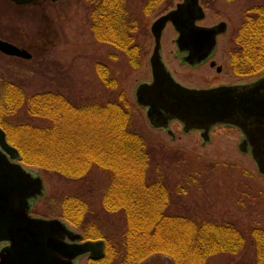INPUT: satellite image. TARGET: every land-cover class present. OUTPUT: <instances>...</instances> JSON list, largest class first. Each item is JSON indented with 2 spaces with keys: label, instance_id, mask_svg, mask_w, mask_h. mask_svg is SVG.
<instances>
[{
  "label": "rangeland",
  "instance_id": "1",
  "mask_svg": "<svg viewBox=\"0 0 264 264\" xmlns=\"http://www.w3.org/2000/svg\"><path fill=\"white\" fill-rule=\"evenodd\" d=\"M180 1L171 0L145 15L142 12L144 0H127L129 16L142 28L135 35V43L143 57L140 66L134 68L122 52L94 39L89 29L90 7L83 0H37L22 7L9 0H0V40L17 46L35 44L34 50L30 51V60L0 52V78L4 83L19 87L26 99L50 92L66 97L78 106L115 101L123 94L135 110L134 124L143 131L150 150L151 178L161 177L170 190L171 212L217 223L229 222L238 226L246 237L241 252L212 255L206 264H254L247 233L255 227H264V177L257 172L251 158L239 150L240 133L233 127L220 126L209 133L207 141H203L198 132L185 134L178 123H173L171 135L153 129L147 122L145 110L135 102L137 86L151 80L148 61L154 40L150 26ZM262 4L264 0H200L205 18L199 26L209 27L220 22L227 26L226 33L218 38L214 57L220 72L208 65L196 69L182 66L175 56L176 32L170 24L166 25L161 37V54L173 78L191 88H207L244 84L264 77V73L251 78L236 77L228 67V53L234 48L233 33L248 10ZM97 64L107 69L115 89L102 84L96 73ZM3 121L8 126L47 124L32 118L25 105ZM20 164L25 171L42 180L43 194L31 202V216L58 219L73 233L98 234L100 239L89 240L104 241L113 255L107 264L121 263L125 254V221L120 213L106 212L102 207V196L109 183L107 173L92 168L84 179L75 181ZM74 195L89 209L81 227H74L59 217L61 201ZM75 262L97 264L87 256ZM140 264H172V261L166 255H150Z\"/></svg>",
  "mask_w": 264,
  "mask_h": 264
},
{
  "label": "trees",
  "instance_id": "2",
  "mask_svg": "<svg viewBox=\"0 0 264 264\" xmlns=\"http://www.w3.org/2000/svg\"><path fill=\"white\" fill-rule=\"evenodd\" d=\"M90 7V32L97 42L122 52L130 66L138 68L143 54L135 43L142 30L131 18L127 0H83ZM171 0H144L142 12L150 15ZM228 67L236 77L264 73V4L250 8L232 36ZM102 84L115 89L107 69L96 65ZM0 127L15 147L21 163L45 174L70 180L84 179L92 168L109 176L102 196L106 212L120 213L125 221L124 257L120 264H140L150 255H166L172 264H206L212 255L238 254L245 246L241 229L229 222L185 216L171 212V194L161 177L151 178L152 160L143 131L135 126L133 106L123 94L115 101L75 105L50 92L29 98L13 84L0 78ZM22 105L43 126H8L3 118L14 115ZM89 209L78 196L61 201L59 217L81 227ZM254 264H264V227L249 231ZM83 238L100 239L83 232ZM113 255L106 247L107 264ZM94 264V263H93Z\"/></svg>",
  "mask_w": 264,
  "mask_h": 264
},
{
  "label": "water",
  "instance_id": "3",
  "mask_svg": "<svg viewBox=\"0 0 264 264\" xmlns=\"http://www.w3.org/2000/svg\"><path fill=\"white\" fill-rule=\"evenodd\" d=\"M9 1L25 6L37 0ZM204 18L199 0H182L151 24L154 40L148 61L151 82L137 86L135 102L145 109L147 122L153 129L168 133L174 121L181 125L183 133L198 132L203 141L209 139L215 127L235 128L242 136L239 150L252 159L257 172L264 177V77L238 85L189 88L173 78L162 60L161 36L168 23L177 33L174 41L177 52L188 54L184 64H191L190 59L201 62L212 55L217 37L226 32V23L198 26L197 22ZM0 52L31 59L25 49L3 40ZM18 160V151L7 142L0 128V243H9L0 250V264H75V259L86 254L90 259H100L101 240L77 243L81 236L68 230L62 221L29 215V200L43 194V185Z\"/></svg>",
  "mask_w": 264,
  "mask_h": 264
},
{
  "label": "flooded vegetation",
  "instance_id": "4",
  "mask_svg": "<svg viewBox=\"0 0 264 264\" xmlns=\"http://www.w3.org/2000/svg\"><path fill=\"white\" fill-rule=\"evenodd\" d=\"M217 24H213V25H211L209 27L215 26ZM221 36H223V35H221ZM221 36H219V37H221ZM17 47L22 48V49H25V50H27L30 53V51L34 50L35 44H31V45H27V46H17ZM216 50H217V46H216V49L213 52V54L210 55L204 61L197 62L196 59L195 60L194 59L193 60L190 59L191 64H189V63L188 64L187 63L184 64L183 63L185 61V59H186V61L189 59L188 58V54L185 51H182V52H179V53L176 52V55L175 56L177 57V59L179 60V62L182 63V66H187V67L196 69V68H199L201 66L208 65L210 68L214 69L216 72H220L221 69L218 71L217 70V66L215 65V62H214V57L216 56V52H217ZM212 62H214V66L213 67L211 66V63ZM220 85H224V84H220ZM220 85H213V86H209V87H216V86H220ZM209 87H207V88H209ZM203 88H205V87H203ZM241 139H242V136L240 135L239 143L241 142ZM7 246H8V243H6V242L0 243V250L3 249V248H5V247H7Z\"/></svg>",
  "mask_w": 264,
  "mask_h": 264
}]
</instances>
